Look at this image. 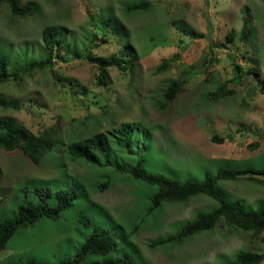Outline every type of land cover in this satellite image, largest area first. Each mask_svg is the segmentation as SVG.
I'll list each match as a JSON object with an SVG mask.
<instances>
[{"label":"rangeland","instance_id":"1","mask_svg":"<svg viewBox=\"0 0 264 264\" xmlns=\"http://www.w3.org/2000/svg\"><path fill=\"white\" fill-rule=\"evenodd\" d=\"M22 2L34 13L14 16L0 1V59L8 66L0 99L18 105H0V117L36 134L46 129L53 145L39 163L0 149V220H12L22 201L55 200L36 186L69 184L77 197L57 219L18 228L0 250V264L73 257L92 230L79 221L83 212L117 242L111 253L89 254L84 264L118 256L131 264H224L242 250L264 253V230L253 235L222 218L212 229L149 247L217 202L198 194L150 209L157 185L130 172L139 167L185 182L215 177L219 169H264V92L246 73L264 72V0ZM51 24L59 27V43L50 53L42 29ZM116 57L124 67L109 66L102 84L99 62ZM40 61L47 65L29 66ZM164 61L169 64L160 68ZM225 81L234 93L212 98ZM173 82L182 90L167 101ZM97 133L109 149L95 164L68 154L69 143ZM215 186L244 208L264 206L263 183L241 177L218 179Z\"/></svg>","mask_w":264,"mask_h":264},{"label":"trees","instance_id":"2","mask_svg":"<svg viewBox=\"0 0 264 264\" xmlns=\"http://www.w3.org/2000/svg\"><path fill=\"white\" fill-rule=\"evenodd\" d=\"M8 4L11 13L14 16L25 17L34 13V6L32 4L23 3L22 0H0ZM146 5V2L135 4L127 7L128 10L138 9ZM234 29L228 33V39L232 40ZM59 27L56 24L46 25L42 29V41L45 47L53 51L54 47L59 43ZM178 56V54L174 55ZM49 62V60H48ZM125 62L120 57L107 59L99 62L98 79L103 84L105 83V76L107 75V68L109 66H117L119 69L124 67ZM47 65V62L40 61V63H32L30 67ZM169 62L164 61L160 68L167 67ZM7 62L0 59V83L8 79L6 73ZM29 67V68H30ZM240 65L235 67V76L238 77ZM32 69V68H31ZM256 78L260 86L261 92H264V72L261 77H257L258 72L254 68H249L246 71ZM18 74V73H17ZM16 75V74H15ZM182 90V85L179 82H173L167 86L164 96L167 101H172L175 96ZM234 93V89L228 86L225 81L221 83L215 91L211 93V97H227ZM0 105L18 108L17 104L3 101L0 99ZM212 140L216 142H223L224 138L218 135H213ZM52 140L46 129L36 134L25 126H19L14 121L8 118L0 117V149L5 152L21 151L24 155L29 157L32 162L39 163L42 156L52 148ZM258 142L255 141L251 147H256ZM107 137L103 133L90 135L84 139L71 142L67 145L68 154L74 159H84L88 163L95 164L98 161V153H107L108 148ZM131 174L135 178L142 179L158 187L157 192L151 200L150 209H154L163 202L183 201L191 196L198 194H205L217 202V206L211 211H199L195 217L185 222L177 234H171L149 243V247H156L157 245L177 242L183 238L195 234L202 230L212 229L220 218L224 219L228 224H231L243 231H248L253 235H257L264 230V206L260 205L254 209H247L240 204L228 201L217 190L215 184L216 180H235L241 177L254 180L264 185V169L261 170H228L219 169L215 177L205 176L202 181H179L168 177L150 174L145 172L142 168L134 167ZM249 173H251L249 175ZM254 174V175H253ZM258 174L262 177L255 176ZM110 185V181L98 184L99 189H105ZM35 191L50 194L54 193L55 200L52 203L36 201H22L17 209V212L12 220H0V250L6 247L7 241L15 233L18 228L31 224L39 218L48 217L50 219H57L60 214L68 209L73 204L77 193L71 185H63L60 188H55L52 185L36 186ZM79 221L84 225L92 226V230L86 239L79 245L75 254L71 258H66L53 262L50 264H84L83 261L89 254L106 256L112 252L114 246L117 245L116 240L108 233L107 229L101 227L97 222L92 221L89 214L81 213ZM264 258V253L252 250L240 251L234 260L228 261L224 264H259ZM20 264H44L34 260L22 262ZM91 264H131L125 257L118 256L116 258H104L103 260H93Z\"/></svg>","mask_w":264,"mask_h":264}]
</instances>
